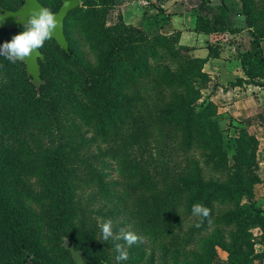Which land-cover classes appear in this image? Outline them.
Returning a JSON list of instances; mask_svg holds the SVG:
<instances>
[{"label":"trees","instance_id":"1","mask_svg":"<svg viewBox=\"0 0 264 264\" xmlns=\"http://www.w3.org/2000/svg\"><path fill=\"white\" fill-rule=\"evenodd\" d=\"M38 1L53 13L62 5ZM237 1L243 25L234 26L223 0L203 2L213 19L195 12L192 31L239 37L244 78L231 86L264 89V0ZM148 2L137 27L125 22L120 0H79L64 19L68 52L52 39L40 48L38 90L22 62L0 56V231L8 248L0 264H74L65 238L92 264H116L113 241L100 238L106 220H120L114 233L141 237L123 264H214L219 251L223 264L264 262L259 142L232 121L223 131L207 93L204 67L222 46L191 55L181 32L169 30L172 15ZM23 3L0 0V12ZM21 31L0 29V46ZM196 203L211 210L200 228ZM152 238L161 243L158 262L146 251Z\"/></svg>","mask_w":264,"mask_h":264},{"label":"crops","instance_id":"2","mask_svg":"<svg viewBox=\"0 0 264 264\" xmlns=\"http://www.w3.org/2000/svg\"><path fill=\"white\" fill-rule=\"evenodd\" d=\"M121 2L126 3L125 5H130L129 15L132 16L131 22L132 25L140 27L137 25L138 15L141 16L142 24V12L144 8L149 5L148 0H120ZM155 2V0H151ZM158 8L165 9L166 14L172 15L170 17L169 30H178L180 34V44L183 46L190 47L192 49L191 55L196 56L198 50L202 47L204 56L207 55L208 44H220L222 50L220 53V58L211 59L204 67V72H206L210 78L211 83L207 93H211V101L218 106L219 113L227 115L229 119L233 122L234 125L246 128L249 134L254 135L259 142V165H258V177L261 181L260 184L256 185L254 188V196L257 205L264 209V89L253 85L243 83L240 87L231 86L237 79L244 78L243 71L241 69L240 62L237 60L235 51V44L230 43L233 47V51H228V55L224 56V47L217 39V36H231L229 34L223 35H205L206 39L202 46L197 47L196 45H187L181 42L183 34L192 31L194 24V14L195 12H200L207 16L212 17V13L208 11L205 6H212L208 3L207 0H156ZM203 2L205 6H203ZM140 3V8H137L135 5ZM141 4L143 6L141 7ZM150 8V7H149ZM139 9V10H138ZM132 11V13H131ZM150 15H156L158 12L156 9L150 8ZM154 12V13H153ZM138 14V15H136ZM240 16L234 17L231 15L230 19L233 22H236L237 18ZM123 18L126 22V17L123 15ZM180 19L181 24L175 25V19ZM219 21V24L222 21L215 17ZM131 24V23H130ZM198 34V33H196ZM233 37V36H232ZM232 41L235 43V40H238L237 37H233ZM228 47V48H229ZM231 52V53H230ZM232 66V67H231ZM261 264V263H258ZM264 264V262L262 263Z\"/></svg>","mask_w":264,"mask_h":264},{"label":"clouds","instance_id":"3","mask_svg":"<svg viewBox=\"0 0 264 264\" xmlns=\"http://www.w3.org/2000/svg\"><path fill=\"white\" fill-rule=\"evenodd\" d=\"M65 6H69L68 0H66ZM19 19L25 21L22 24V31L14 35L10 42H5L0 46V56L13 64L17 61L31 60L34 55L38 56V50L43 47L45 41L53 38V34L60 27V20L57 19V15L47 7L29 9L27 15L18 17ZM210 213L211 210L203 204H193L191 215L198 218L195 227L200 228L206 220L211 223ZM99 229L102 241H113L116 264H123V262L128 261L130 257L127 249L138 242H142L141 237L137 234L124 229L114 233L111 220L99 224Z\"/></svg>","mask_w":264,"mask_h":264},{"label":"water","instance_id":"4","mask_svg":"<svg viewBox=\"0 0 264 264\" xmlns=\"http://www.w3.org/2000/svg\"><path fill=\"white\" fill-rule=\"evenodd\" d=\"M68 4L69 6L66 7V0H62L61 7L56 13H54L57 15V19L60 20V27L53 34V38H51L65 52H68V43L63 32L64 19L66 18L67 14L76 7H78L80 3L79 0H68ZM42 7L43 6L41 5V3H39L38 0H24L23 5L16 11L0 12V29H17L19 27H22V24L25 21L23 19L18 20V17L26 16L29 9ZM38 51L39 55H34L31 60L19 61L25 65L26 73L29 77H31V82L36 90L39 89L42 83L40 78V66L38 61L43 59V55L41 54L40 49ZM62 245L64 249L69 252L74 264H92L81 251L75 250V248L70 244L67 238L64 239ZM27 264L33 263L28 261Z\"/></svg>","mask_w":264,"mask_h":264},{"label":"rangeland","instance_id":"5","mask_svg":"<svg viewBox=\"0 0 264 264\" xmlns=\"http://www.w3.org/2000/svg\"><path fill=\"white\" fill-rule=\"evenodd\" d=\"M208 3L212 4V6H218L221 2V0H207ZM226 5L229 7L230 11L232 12L231 15H234V17H236V12H237V3L238 1L237 0H223ZM137 8H140V3H138V5H135ZM143 6V4H141V7ZM129 7L130 5H125L124 6V12H123V15H125L126 17V23H131V19H132V16L129 15ZM139 10V9H138ZM132 13V11H131ZM154 13V12H153ZM111 14H115V13H111ZM138 15V14H136ZM114 16V15H113ZM112 17V16H111ZM112 19V18H111ZM114 19V18H113ZM138 23L137 25L140 26L141 25V16L138 15ZM194 22V21H193ZM179 23L181 24L180 22V19L176 18L175 19V25H179ZM231 23V22H230ZM243 18L242 17H239L237 18L236 22H234V26H239V25H243ZM205 35H201V34H196L195 32H187L185 34H183V37L181 39V42H183V44H187V45H196L197 47H201L202 44L204 42H206L204 39ZM217 39H220L219 41H221L223 47L225 48L224 49V56L228 55V51H233V47H229L231 46L230 43H233L235 44L232 40L235 39L233 38L232 36H222V38L220 36H217ZM238 40H235L236 42L240 40L239 37H237ZM242 40L244 41V43L246 44V41H248V37L246 34H244L242 36ZM235 46V45H234ZM246 46H248L246 44ZM229 47V48H228ZM231 53V52H230ZM205 52H203V48L201 47L199 50H198V53L196 56H204ZM194 55V54H193ZM232 67V66H231ZM221 129L223 131H226L229 123H231V120L229 119V117H227V115H224V114H221ZM111 177H113V179H116L117 178V175L113 173V171H111ZM120 223V220L118 221H115V222H112V225H113V232H114V229L117 228L118 224ZM118 233V232H116ZM254 235H257V232L254 231ZM48 238V237H47ZM257 239V238H255ZM144 240V239H143ZM139 243V242H138ZM145 244H147V248H146V251H147V254H150L149 252L152 251V253H154V257H155V261L158 262L160 261L159 259H162L163 258V253H162V250H161V243L159 244V242L155 239L152 238V240L150 239L149 241L145 242ZM44 246H47L48 244L45 242L43 243ZM47 248V247H46ZM255 249H258V245H255ZM8 248L6 247V243L4 242V238L1 234V231H0V261H5V258L7 256V253H8ZM128 250V249H127ZM133 259L135 258V255L132 256ZM147 258V256H145ZM226 257V254L222 251H219L218 252V257L215 259L214 261V264H223V261ZM190 258V257H188ZM132 259V258H131ZM172 262V261H171ZM255 264H258V263H255Z\"/></svg>","mask_w":264,"mask_h":264}]
</instances>
